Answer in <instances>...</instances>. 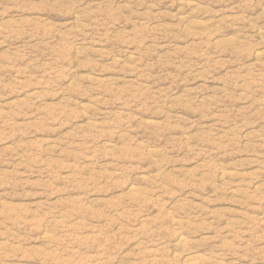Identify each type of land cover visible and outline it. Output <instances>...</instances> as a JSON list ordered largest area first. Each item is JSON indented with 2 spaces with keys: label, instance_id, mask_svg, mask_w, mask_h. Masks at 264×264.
<instances>
[{
  "label": "rangeland",
  "instance_id": "374dc122",
  "mask_svg": "<svg viewBox=\"0 0 264 264\" xmlns=\"http://www.w3.org/2000/svg\"><path fill=\"white\" fill-rule=\"evenodd\" d=\"M0 264H264V0H0Z\"/></svg>",
  "mask_w": 264,
  "mask_h": 264
}]
</instances>
